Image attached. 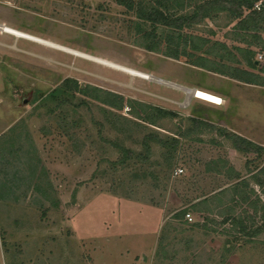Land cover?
<instances>
[{"label": "rangeland", "instance_id": "rangeland-1", "mask_svg": "<svg viewBox=\"0 0 264 264\" xmlns=\"http://www.w3.org/2000/svg\"><path fill=\"white\" fill-rule=\"evenodd\" d=\"M179 1L175 15L201 0ZM135 20L115 0H0V26L151 76L0 29V146L16 157L0 158V264H264V232L245 235L230 219L264 222V190L253 178L264 182V151L242 153L223 134L264 148V20L244 31L214 11L180 30L197 49L187 46L179 59L164 55V41L145 50ZM244 69L257 84L227 75ZM65 78L78 89L50 99ZM193 88L222 104L185 91ZM108 92L120 106L103 101ZM19 146L28 155L16 156ZM13 171L26 180L4 193L14 180L1 172ZM240 179L244 194L234 198Z\"/></svg>", "mask_w": 264, "mask_h": 264}, {"label": "trees", "instance_id": "trees-1", "mask_svg": "<svg viewBox=\"0 0 264 264\" xmlns=\"http://www.w3.org/2000/svg\"><path fill=\"white\" fill-rule=\"evenodd\" d=\"M173 0H149L148 2L142 0H115V2L125 8L126 11L132 12L134 17L136 18L134 22V26L137 27V32L141 34L143 38L142 47L147 51H157L158 46L161 41L165 42V50L164 55L169 56L174 59H179L180 56L186 54V47L189 46L192 49H197L195 45L194 36L184 35L181 38L180 30L184 26H190L198 23L205 17H208L214 11H226L230 17L236 19L237 22L235 26L244 30H257L262 28L261 21L264 20V4L257 10L253 8L255 1L258 0H201L199 3H196L193 6V12L184 15H175L169 11L171 9V4ZM176 2H180L179 0H175ZM141 23V24H140ZM148 24L149 29H145L143 24ZM161 27L163 29L161 37H158L155 33L156 29ZM163 32H165L163 34ZM167 32V33H166ZM173 36L175 39H173ZM162 38V39H161ZM246 63L248 67L251 69H255L258 67V62L251 59L249 55H251V51H246ZM186 61L192 65L203 67L197 60L186 59ZM239 74L237 70H233L230 74H227L229 77L233 79H237L239 81L249 83V84H257L255 81V74L250 71L242 70ZM220 73V72H219ZM78 89L76 81L65 78L55 89L48 93V97L52 100H56L62 95L68 94L71 90ZM118 95L115 93H107L106 97H104L103 101L111 106H120V100H117ZM159 116L172 115L171 112L165 111L160 108H153ZM195 122V120H193ZM196 122L200 123L201 121L196 120ZM224 135H227L231 138L234 147L240 150L242 153L249 152H258L264 151V148L253 143L252 141L232 132H224ZM174 143H176L175 139H172ZM12 150V149H11ZM15 155L21 153L22 155H28L27 151H24L22 146H19V149H16ZM25 152V153H24ZM6 155H11L12 158L16 159L13 156L8 148H2L0 146V158ZM17 156V155H16ZM18 159H21V156H18ZM27 160L22 163L25 165H29ZM4 163V162H3ZM5 168V167H3ZM231 169V168H230ZM30 174V172H27ZM235 178H239L238 174L235 173ZM10 176L12 180H14L12 184H4V188L2 191L4 193L13 194L17 192L18 188V180L21 178L22 180H26V176L24 174H20L19 171H13L12 174L1 172V177ZM255 183L264 190V182H260L257 179V176L254 175ZM245 183V180L240 179L236 183H234L230 189L232 190L233 196L235 195L241 196V193L244 194L241 188V185ZM26 190V189H25ZM24 190V191H25ZM228 189L221 188L220 190L213 193L210 197H204L200 201H197L193 206L199 205L201 203L209 201V199H215L219 195L223 194ZM264 192V191H262ZM235 193V194H234ZM242 194V195H243ZM242 197V196H241ZM2 198V195L0 196ZM236 200V199H235ZM234 200V201H235ZM256 204L252 207L255 212ZM185 211H181V215H183ZM226 216H230V213L226 211ZM231 221L236 224L238 228V232L244 233L248 236H256L260 232H264V222L257 224H253L250 226L245 225L243 219L240 216L230 217ZM223 222L227 220V217L222 219Z\"/></svg>", "mask_w": 264, "mask_h": 264}, {"label": "bare ground", "instance_id": "bare-ground-1", "mask_svg": "<svg viewBox=\"0 0 264 264\" xmlns=\"http://www.w3.org/2000/svg\"><path fill=\"white\" fill-rule=\"evenodd\" d=\"M0 29L3 32H6V33L11 34V35H14L16 37H24V38L29 39V40H33V41H36V42H39V43H42V44H46V45L51 46L53 48H56V49H59V50L65 51V52H69V53H72L74 55H77V56H80V57H84L86 59H90V60L98 62V63L105 64V66L108 65V66L113 67V68H115L117 70H121L123 72H126L129 75L140 77L141 79L142 78L143 79H151V76L149 74L144 73V72L132 70V69L117 65L115 63L108 62V61H106L104 59H100L99 57L96 58V57H93V56H90V55H86V54H84L82 52L78 53V52L71 51L69 49H66L67 47L65 48V47H62L59 44H55V43H51V42H47V41L41 40V39H39V38H37L35 36H31L29 34H26V33L22 32V31H19L17 29L11 28V27H9L7 25L0 26ZM185 91L187 92V94L191 93V94H193L195 97H197L199 99H203L205 101H210V102H217V98H215V97L211 96L210 94L205 93V92H203L201 90L186 89Z\"/></svg>", "mask_w": 264, "mask_h": 264}, {"label": "crops", "instance_id": "crops-1", "mask_svg": "<svg viewBox=\"0 0 264 264\" xmlns=\"http://www.w3.org/2000/svg\"><path fill=\"white\" fill-rule=\"evenodd\" d=\"M193 89L201 90V91H203V92H205V93H208V94H210L211 96H213V97L218 98L219 100H221V101H218V102H210V101H206L207 103H209V104H211V105H214V106H220V105L222 104V98H221L220 96H218L217 94H214V93H212L211 91L206 90V89H201V88H193ZM196 98H197V97H196ZM198 100H199V99H198ZM201 100H203V99H201ZM203 101H205V100H203Z\"/></svg>", "mask_w": 264, "mask_h": 264}, {"label": "built area", "instance_id": "built-area-1", "mask_svg": "<svg viewBox=\"0 0 264 264\" xmlns=\"http://www.w3.org/2000/svg\"><path fill=\"white\" fill-rule=\"evenodd\" d=\"M253 8H256L258 10L259 4L258 3H254ZM258 58L260 59L261 56H258ZM186 216L189 218V215L188 214H186Z\"/></svg>", "mask_w": 264, "mask_h": 264}]
</instances>
